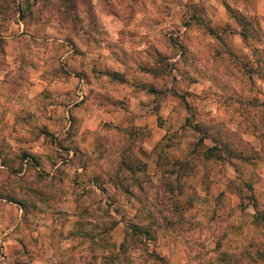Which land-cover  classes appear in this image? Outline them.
I'll return each instance as SVG.
<instances>
[{"label": "rangeland", "instance_id": "obj_1", "mask_svg": "<svg viewBox=\"0 0 264 264\" xmlns=\"http://www.w3.org/2000/svg\"><path fill=\"white\" fill-rule=\"evenodd\" d=\"M141 8L148 11L146 0H0V29L15 32L19 20L37 29L56 21L77 33L64 36L72 44L66 59L57 56L66 48L57 41L44 62L32 59L43 44L24 46L19 65L8 69L15 93L0 99V195L21 201L30 240L23 264L47 254L46 242H32L40 226L51 235L60 264H128L131 245L144 249V264H264L259 14L249 12L246 0H164L155 22L166 33L161 46L151 43L138 54L105 43L114 20L131 21ZM101 13L108 16L104 23ZM75 37L86 49L72 43ZM7 45L0 34L5 68ZM181 49L185 69L199 67L221 79L217 98L242 117L251 137L243 150L210 138L192 120L199 101L181 87L182 80L192 81L169 59ZM34 63L40 64V91L24 98L16 82L29 80ZM117 109L128 113V124L105 119ZM145 112L164 130L150 150L153 169L141 145L150 129L137 124ZM41 146L54 150L55 158L33 151ZM168 180L172 190L164 188ZM174 197L177 208L169 202ZM79 234L81 243H74Z\"/></svg>", "mask_w": 264, "mask_h": 264}, {"label": "crops", "instance_id": "obj_2", "mask_svg": "<svg viewBox=\"0 0 264 264\" xmlns=\"http://www.w3.org/2000/svg\"><path fill=\"white\" fill-rule=\"evenodd\" d=\"M107 17L108 16H105L103 13H101V16H99L98 19H100L101 23H104V18ZM119 25L120 22L116 19L113 21V24L111 23V25H109V30H116L118 33ZM0 34H2V37L8 41L6 48V61L9 64L6 65V68L0 66V74L3 76V78L0 79V99L4 100H9L15 93L10 86L12 83L8 78V69H12L19 65V59L17 58H19L20 55H23L24 46H35L36 43L43 44L44 46H42L43 51L41 52V55H33L32 59L36 61V63L44 62L45 59L50 58L55 54L52 48L55 43L54 41H57L56 43H58L57 46L59 48L64 49L66 47L64 49V53L60 54L58 52L57 56H59L61 59H66V55H68L70 51L69 47L72 44L67 45L66 41L64 40V36H66V34L77 36L76 32L72 33L70 30L62 28L56 21H54V24L47 25V27L44 29H37L34 27L32 28L24 26V23L21 22V20H19V25L17 24L15 32H13L12 29H0ZM82 41V39L76 38V40H74L72 43H78L83 49H86L87 44ZM31 55L32 54H30V56ZM36 65L37 67L34 68L33 66L29 70L31 73V76L28 77L29 80L19 79L18 82H16V93L22 94L24 98H34V96L37 97V94L40 91L41 79L37 75V73H39L40 64L38 63ZM83 91L86 93V88H84ZM8 113L9 115L12 114L10 110L7 111V114ZM127 115V112L117 109L113 112V114L108 113V116H106L105 119H108L115 124L118 123L120 125H126L129 123ZM138 118L140 121L137 122V124H146L150 129L149 134L146 135L145 140L141 145H144L143 147L147 149L148 153L144 159L147 161L149 167L153 169L157 165L156 156L155 153L150 154V150L162 137L164 130L149 112L140 114ZM0 165L3 166V164ZM16 188L20 189V187ZM0 205V222L5 224V227L0 229V264H23V260L26 255L25 242L30 240L28 238L25 240L24 236V225L22 224L23 207L21 201L18 199H7L6 197L0 195ZM45 230V226H40V228H35L32 230V242L37 244L46 242L48 244V251L43 257H32L31 264H60V262L57 260L58 255L50 244L51 235L46 233ZM73 241L74 243H81L82 235H75Z\"/></svg>", "mask_w": 264, "mask_h": 264}, {"label": "clouds", "instance_id": "obj_3", "mask_svg": "<svg viewBox=\"0 0 264 264\" xmlns=\"http://www.w3.org/2000/svg\"><path fill=\"white\" fill-rule=\"evenodd\" d=\"M211 2L216 3V0H211ZM146 3L148 11L142 8L137 9L133 20L119 25V29L122 30L119 34L116 30H109L108 35L104 37L105 43L119 44L138 54H143L151 43L161 46L166 33L155 22L160 20L163 15L164 0H146ZM246 6L253 15L258 12L261 26L264 27V0H246ZM157 10H159V14ZM180 31L184 32L185 30L181 28ZM129 33L132 35L130 36ZM236 40L239 42V37H236ZM136 44L138 47H131ZM177 47L179 48L180 45L177 44ZM162 50L171 51V49ZM183 51V49L180 52L172 51L169 59L171 63L177 65L178 70H184L183 75L192 81L191 83L188 80L181 81L182 90L191 94L194 103L199 101L195 103V108L191 113L192 120L203 126L210 138H217L226 146L237 151L243 150L251 137L247 133L242 117L217 98L216 91L222 87L221 79L215 75H208L199 67L193 66L185 69L187 57L183 56ZM194 72L196 75H193ZM2 78L3 76L0 74V79ZM257 83L261 82L258 80ZM41 143L43 142L41 141ZM33 151L44 152L55 158L54 150L46 146H41ZM4 227L5 224L0 222V229ZM128 264H144V249L131 245Z\"/></svg>", "mask_w": 264, "mask_h": 264}, {"label": "trees", "instance_id": "obj_4", "mask_svg": "<svg viewBox=\"0 0 264 264\" xmlns=\"http://www.w3.org/2000/svg\"><path fill=\"white\" fill-rule=\"evenodd\" d=\"M158 157H159V155H158ZM142 166H143V163H142ZM129 168H131V166H129ZM172 187H173L172 180H168V181L165 182L164 188H167V190H172ZM159 198H160V196H159ZM172 201H173V204L172 205L175 208H177L180 205L179 200L176 197L169 199V202H172ZM170 222H172V221H170ZM139 225H140V227H142L141 230H139V231H142L143 233H149V228H147L145 225H142V224H139Z\"/></svg>", "mask_w": 264, "mask_h": 264}]
</instances>
